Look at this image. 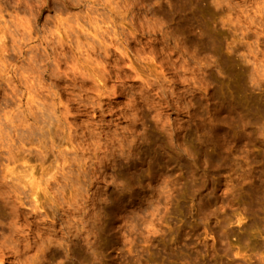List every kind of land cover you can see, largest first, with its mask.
<instances>
[{"label":"clouds","instance_id":"obj_1","mask_svg":"<svg viewBox=\"0 0 264 264\" xmlns=\"http://www.w3.org/2000/svg\"><path fill=\"white\" fill-rule=\"evenodd\" d=\"M0 264H264V0H0Z\"/></svg>","mask_w":264,"mask_h":264}]
</instances>
